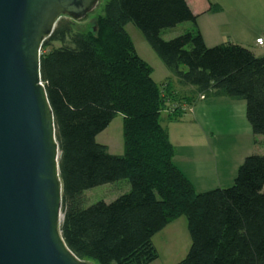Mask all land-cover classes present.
Masks as SVG:
<instances>
[{"label": "trees", "instance_id": "1", "mask_svg": "<svg viewBox=\"0 0 264 264\" xmlns=\"http://www.w3.org/2000/svg\"><path fill=\"white\" fill-rule=\"evenodd\" d=\"M108 0L97 31L79 33L60 19L43 44L41 74L54 113L63 182V239L80 259L95 264H151L153 238L186 217L191 247L177 264H264V155L247 157L234 184L197 193L173 162L176 149L163 127L180 120L184 105L209 98L245 102L255 136H264V54L233 43L207 47L197 27L209 0ZM191 22L170 40L163 30ZM144 35L182 88L153 80V68L126 32ZM59 43L60 47H54ZM185 67L186 70H182ZM123 116L124 154L97 142ZM123 180L129 193L87 206L86 191Z\"/></svg>", "mask_w": 264, "mask_h": 264}, {"label": "water", "instance_id": "2", "mask_svg": "<svg viewBox=\"0 0 264 264\" xmlns=\"http://www.w3.org/2000/svg\"><path fill=\"white\" fill-rule=\"evenodd\" d=\"M98 3L0 0V264H95L61 233V152L41 57L63 15L82 21Z\"/></svg>", "mask_w": 264, "mask_h": 264}, {"label": "crops", "instance_id": "3", "mask_svg": "<svg viewBox=\"0 0 264 264\" xmlns=\"http://www.w3.org/2000/svg\"><path fill=\"white\" fill-rule=\"evenodd\" d=\"M209 1L221 6L222 11L216 14L205 13L197 19V27L207 47L233 43L249 48L247 32L250 29L247 31V28L250 24H259L256 33L254 32L257 35L254 41L264 35V0ZM235 31L240 34H233ZM177 87L180 91H193L192 88H182L179 85ZM168 123L172 130L166 129L176 149L173 162L197 193L225 189L229 188L226 186L234 184L244 157L239 155L232 165L222 161L219 163L212 159L211 146L216 144L226 153L238 149V146L232 145L237 142L236 139L252 140L255 135L247 120L245 102L227 98L201 99L193 106L184 105L183 117ZM180 219L182 218L169 224L155 237L159 235L165 240L167 236L172 235L178 239L180 232L177 223ZM182 223L184 225V222Z\"/></svg>", "mask_w": 264, "mask_h": 264}, {"label": "rangeland", "instance_id": "4", "mask_svg": "<svg viewBox=\"0 0 264 264\" xmlns=\"http://www.w3.org/2000/svg\"><path fill=\"white\" fill-rule=\"evenodd\" d=\"M108 0H99L96 8L88 14V16L82 20L78 21L68 15H63L60 19L70 20L73 23V29L75 32L87 33L95 32L97 19L103 15V8ZM191 10L195 11V6L192 0H186ZM258 25L250 24L247 28V40L249 43V50L254 51L256 56L260 57L264 53V49L257 46L255 35ZM194 28L193 23L185 22L181 23L173 28L163 30L161 37L165 41H170L185 32L192 30ZM126 32L131 37L135 49L138 55L147 62L153 68V80L158 84L162 85L169 79L172 80L174 89L178 90L179 93H182L177 87L179 83L173 77L171 72L167 69L158 55L153 51L151 46L146 41L143 33L132 23H129L125 27ZM255 32V33H254ZM233 34H240L238 31H235ZM226 34H224L225 36ZM254 42V43H253ZM54 47H60L59 43H55ZM182 70H186L185 67H182ZM180 86V85H179ZM170 110L163 113V122L162 125L165 128H171L170 124L167 122L168 113ZM172 130V128H171ZM233 142V146H238V149L227 151L226 153L222 152V149L218 145L214 144L211 146L212 159L219 161V163L225 162L230 165L235 163V159L240 155L245 158L251 155H264V136H252V140L248 141L245 138L236 139ZM97 142L101 145H104L108 148L109 153L116 156H122L124 154V137H123V116L118 115L109 127L97 136ZM218 142V141H215ZM241 150V151H240ZM237 163V162H236ZM233 184L226 186L231 187ZM131 190L130 183L127 180H123L113 184L102 185L93 189L86 191V200L87 206L97 204L99 202H105L110 204L116 199L129 193ZM181 221H178V228L180 235L177 238L176 236H167L165 240L161 239V236H156L153 239V244L158 251L159 258L151 264H177L181 262L188 254L191 247V239L187 229V219L186 217H181ZM184 222V225L183 223Z\"/></svg>", "mask_w": 264, "mask_h": 264}, {"label": "built area", "instance_id": "5", "mask_svg": "<svg viewBox=\"0 0 264 264\" xmlns=\"http://www.w3.org/2000/svg\"><path fill=\"white\" fill-rule=\"evenodd\" d=\"M256 44L258 47L264 49V35L258 38V40L256 41ZM201 99H204V97L202 96Z\"/></svg>", "mask_w": 264, "mask_h": 264}, {"label": "flooded vegetation", "instance_id": "6", "mask_svg": "<svg viewBox=\"0 0 264 264\" xmlns=\"http://www.w3.org/2000/svg\"><path fill=\"white\" fill-rule=\"evenodd\" d=\"M97 28H95V30H96Z\"/></svg>", "mask_w": 264, "mask_h": 264}]
</instances>
